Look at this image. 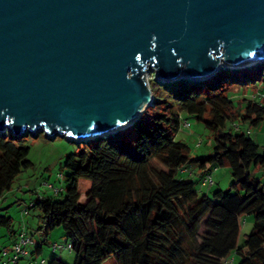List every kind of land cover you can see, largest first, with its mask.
Instances as JSON below:
<instances>
[{
	"label": "trees",
	"instance_id": "trees-1",
	"mask_svg": "<svg viewBox=\"0 0 264 264\" xmlns=\"http://www.w3.org/2000/svg\"><path fill=\"white\" fill-rule=\"evenodd\" d=\"M245 70L254 76L233 71L241 86L257 78L264 84V61ZM217 76L196 83L151 82L153 104L131 126L82 141L78 151L65 156L63 188L54 189L55 196L36 197L30 207L41 212L38 229L45 236L62 229L75 253L73 264H104L111 257L117 264H231L230 256L236 253L237 264H264V185L253 175L264 168V147L247 132L264 119V92L236 105L226 94L224 80L229 78ZM180 83L190 88H180ZM181 114L201 121L211 132L210 154L190 155L188 146L175 139ZM25 134L0 133V197L26 166ZM218 166L230 168V187L199 194L197 184L208 186L203 177ZM182 173L198 178H184ZM81 179L90 181L85 202H80ZM1 211L0 227L11 231V217ZM244 215L253 219L246 234L253 247L248 255L237 247ZM20 234L25 235L20 232L11 249L0 247V264L12 258ZM41 248L39 243L27 247L28 255L18 257L17 264L20 259L34 260ZM47 264L66 263L53 256Z\"/></svg>",
	"mask_w": 264,
	"mask_h": 264
},
{
	"label": "water",
	"instance_id": "water-1",
	"mask_svg": "<svg viewBox=\"0 0 264 264\" xmlns=\"http://www.w3.org/2000/svg\"><path fill=\"white\" fill-rule=\"evenodd\" d=\"M262 61L264 0H0V132L104 138L151 104L146 71Z\"/></svg>",
	"mask_w": 264,
	"mask_h": 264
},
{
	"label": "rangeland",
	"instance_id": "rangeland-1",
	"mask_svg": "<svg viewBox=\"0 0 264 264\" xmlns=\"http://www.w3.org/2000/svg\"><path fill=\"white\" fill-rule=\"evenodd\" d=\"M249 67L250 66L241 68H225L221 66L213 74L218 75V80L229 78L228 80H224V83L229 86L226 94L234 101L236 105H238V103L243 98H258L256 94H261L264 92V84L261 82L260 78L254 79L255 87L254 83L248 86H241L240 83H237V81L233 79V77H235L233 75V71L236 70H244L245 73L252 77L254 72H246L245 70ZM223 69L229 70L231 72H221ZM241 74L243 73L241 72ZM145 78L148 81L150 90L151 82H159L153 70L146 71ZM182 79L186 80L185 78H181L170 82L160 81L159 83L170 84ZM206 79L186 81L196 83L198 81H205ZM179 87H185L188 89L190 88V85L186 83H180ZM151 94L153 98L152 90ZM152 104L153 100L149 106H152ZM181 118V126L178 132L175 134V139L181 140L188 146L190 155L205 157L210 154L213 144L211 132L204 127L201 121L195 119L192 116L181 114ZM184 121L189 123L188 127L183 125ZM250 131V137L263 148L264 119L259 126L250 127ZM4 132H7V130L1 131L0 133ZM24 138L26 147L28 149L26 166L15 179L11 189L7 191L2 197H0V208L2 209L1 212L11 217L12 221L10 228L11 231L7 230V228L5 227H0V247L11 249L12 242L16 238V236L20 232H24L26 236H31L34 241L33 243L28 244V248H34L36 243H39L42 246V254L36 256V260L40 261L43 257L45 259L44 264H47L48 260L51 257L55 256L61 259L66 264H73L75 253L72 250L70 251L66 248H57L54 253L51 252L52 244L56 243L58 245H65L67 243L62 229L55 228L54 230L50 231L47 236H45L43 231L41 229H38V227L42 226V222L39 218L41 212L37 208H32L30 206L31 202L35 200L36 197L55 196L54 189L63 188L64 182L60 174H64L63 162L65 156L71 152L78 151L80 149L79 143L82 142V140L70 141L66 137L59 135L48 137L43 132H38L35 135L27 133L25 134ZM93 139L95 138L87 139L84 141ZM192 169L195 173H197L194 168ZM197 170L199 171L198 168ZM253 175L254 177L258 178L264 185V168L254 170ZM181 176H183L184 178H198V174L190 176L187 173H182ZM211 176L213 179L212 185L201 186L200 183L197 184V191L199 194L206 193L208 195H211L215 190H226L230 187L232 176L229 167L218 166L217 168L212 170ZM49 185H52L53 188ZM89 186L90 181L85 179L79 180L78 190L80 193V202L86 201L85 193ZM57 196L60 198L61 195ZM252 225L253 219L251 216L244 215L240 217V232L238 236L237 247L242 255H248L253 249L252 245L246 239V234L250 232ZM230 257H236L233 264H237L240 260L239 255L233 254ZM26 261L27 259H20L19 264H25ZM104 264H117V262L114 257H111L107 259Z\"/></svg>",
	"mask_w": 264,
	"mask_h": 264
},
{
	"label": "built area",
	"instance_id": "built-area-1",
	"mask_svg": "<svg viewBox=\"0 0 264 264\" xmlns=\"http://www.w3.org/2000/svg\"><path fill=\"white\" fill-rule=\"evenodd\" d=\"M260 98L264 99V94H261ZM183 125L188 127L189 123L184 121ZM237 128H238L237 125H234V129H237ZM247 132L249 133V130ZM203 183L211 185L212 184L211 175H205L203 177ZM29 243H31L30 238L24 234H20L19 240L13 245L14 255L12 256V258H10L7 264H17L18 259H19L18 257L27 256L28 255L27 245ZM57 248H66L70 250L71 244L70 243H67L65 245H58L56 243L52 244V250H57ZM229 262L230 261H226V263H229ZM26 264H44V260L41 259L40 261H38V260L28 259Z\"/></svg>",
	"mask_w": 264,
	"mask_h": 264
},
{
	"label": "bare ground",
	"instance_id": "bare-ground-1",
	"mask_svg": "<svg viewBox=\"0 0 264 264\" xmlns=\"http://www.w3.org/2000/svg\"><path fill=\"white\" fill-rule=\"evenodd\" d=\"M252 63H254V62H249V63H247V64H245V65H242L241 67H243V66H249V65H253ZM94 136L93 135H90V136H86V137H82V138H73L74 140H87V139H91V138H93Z\"/></svg>",
	"mask_w": 264,
	"mask_h": 264
},
{
	"label": "crops",
	"instance_id": "crops-1",
	"mask_svg": "<svg viewBox=\"0 0 264 264\" xmlns=\"http://www.w3.org/2000/svg\"><path fill=\"white\" fill-rule=\"evenodd\" d=\"M243 127H246V126L244 125ZM243 127H242V128H243ZM245 129H248V128H245ZM248 130H249V133H251L250 128H249ZM194 169H196V168H194ZM255 170H257V169H255ZM198 172H199V171H197V173H198ZM40 254H42V248H41V249L39 250V252L37 253V255H40ZM235 255H239V253H236ZM235 258H236V257H235ZM235 258H233V257L230 258V260H231V264L234 263Z\"/></svg>",
	"mask_w": 264,
	"mask_h": 264
}]
</instances>
